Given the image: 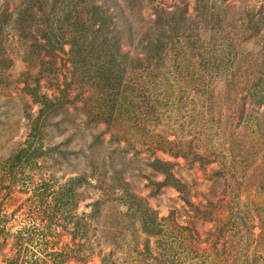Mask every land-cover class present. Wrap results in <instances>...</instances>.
I'll return each mask as SVG.
<instances>
[{
  "label": "rangeland",
  "instance_id": "obj_1",
  "mask_svg": "<svg viewBox=\"0 0 264 264\" xmlns=\"http://www.w3.org/2000/svg\"><path fill=\"white\" fill-rule=\"evenodd\" d=\"M0 264H264V0H0Z\"/></svg>",
  "mask_w": 264,
  "mask_h": 264
},
{
  "label": "trees",
  "instance_id": "obj_2",
  "mask_svg": "<svg viewBox=\"0 0 264 264\" xmlns=\"http://www.w3.org/2000/svg\"><path fill=\"white\" fill-rule=\"evenodd\" d=\"M164 174H165V175H166V177H167V173H166V172H164ZM166 177H165V178H166Z\"/></svg>",
  "mask_w": 264,
  "mask_h": 264
}]
</instances>
